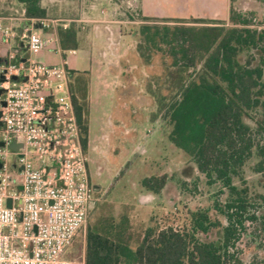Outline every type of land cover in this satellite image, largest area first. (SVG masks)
Returning <instances> with one entry per match:
<instances>
[{
	"label": "trees",
	"instance_id": "obj_1",
	"mask_svg": "<svg viewBox=\"0 0 264 264\" xmlns=\"http://www.w3.org/2000/svg\"><path fill=\"white\" fill-rule=\"evenodd\" d=\"M19 1L25 4L26 17H46L39 0ZM230 1L227 22L142 17L136 45L145 65L157 53L165 66L162 85L150 93L170 126L168 140L187 155L207 184H218L216 195L225 197L212 198L209 206L189 211L188 227L182 229L149 225L136 232L125 214L99 216L86 224L83 264H243L240 239L252 238L257 229H263L264 23L254 24L242 6ZM256 1L264 4V0ZM60 38L62 46H73L68 31L60 33ZM165 56L170 63L166 64ZM68 73L85 153L86 79ZM249 163L260 179L247 184L244 169ZM166 183L165 175L140 181L154 195ZM212 230L215 238L208 236ZM67 258L71 260V252Z\"/></svg>",
	"mask_w": 264,
	"mask_h": 264
},
{
	"label": "built area",
	"instance_id": "obj_2",
	"mask_svg": "<svg viewBox=\"0 0 264 264\" xmlns=\"http://www.w3.org/2000/svg\"><path fill=\"white\" fill-rule=\"evenodd\" d=\"M3 36L8 41L13 32L4 29ZM27 40L30 54L51 42L37 33ZM0 75V142L5 144L0 147V264H75L67 254L75 238L85 234L94 188L79 142L68 70L65 64L26 59L0 62ZM12 141L23 148L12 151ZM11 154L17 163H11Z\"/></svg>",
	"mask_w": 264,
	"mask_h": 264
},
{
	"label": "rangeland",
	"instance_id": "obj_3",
	"mask_svg": "<svg viewBox=\"0 0 264 264\" xmlns=\"http://www.w3.org/2000/svg\"><path fill=\"white\" fill-rule=\"evenodd\" d=\"M116 1L124 5L126 18L132 15L138 17L135 15L134 7L131 6L132 0ZM168 1L163 11L169 19L208 18L212 17L215 12L219 14V19L225 18V1L223 0ZM128 2L129 7L125 8ZM242 10L254 24L264 23L263 3L257 1L256 5H246ZM154 19L160 20L161 18L156 16ZM157 24L163 25L164 23L158 21ZM165 24L174 25V23ZM126 29L129 30L130 27L127 25ZM111 42L112 39L109 42L110 46L116 44L115 46L119 47L118 50L109 56L99 55L102 51L99 52L97 56L99 64H102L100 62L102 58L114 61L122 59L125 65L134 62V57L127 53L129 40ZM104 45L106 47L107 44L104 43ZM125 50L127 52L122 55L121 52ZM141 51H144V47ZM49 61L56 63L57 57L49 55ZM165 61L166 64L170 63V59L166 56ZM135 68L131 72L134 76L129 74L128 77L136 78L140 84L138 89H140L141 107L138 112L141 116V126L137 135L133 138L134 140L126 138L124 141L118 135L111 143L103 140L105 137L99 136V139H96L97 143L87 145L84 153L87 158L86 168L89 181L93 186H98L97 190L93 191L94 204L88 214L87 222H92L102 215L118 217L125 214L136 232L143 231L149 225L182 229L188 227L189 211L209 206L212 198L222 200L225 195L217 196L218 184H207L204 175L195 169L187 155L167 138L170 126L158 113L155 97L150 93L151 90H157L163 82L165 66L161 62L160 55L153 53L150 65H145L143 58L140 59V65ZM162 92L166 93L165 90ZM10 161L12 164L17 163V158L11 154ZM250 164L244 169L247 184L260 179V175H255L250 170ZM161 175L167 176V183L159 195L147 191L140 184L144 177ZM179 180L183 181L180 185ZM211 213L213 217L221 219L214 212ZM215 232L212 230L208 236L215 238ZM238 246L244 264H264V226L261 230L257 229L252 238L243 236ZM256 247L259 248V252L255 251ZM83 251L84 234L80 233L69 251L71 260L75 264H82Z\"/></svg>",
	"mask_w": 264,
	"mask_h": 264
},
{
	"label": "crops",
	"instance_id": "obj_4",
	"mask_svg": "<svg viewBox=\"0 0 264 264\" xmlns=\"http://www.w3.org/2000/svg\"><path fill=\"white\" fill-rule=\"evenodd\" d=\"M225 1V18L219 19L218 13L212 17H196L225 21L228 19L230 0ZM168 0H132L138 17H125L122 2L116 0H39L40 8L45 10L44 18H28L25 15V4L19 0H0V62L21 61L28 52V32L37 33L44 38H51L47 48L37 54L28 55L27 59L44 63L48 66L65 64L73 76L82 74L86 79L88 101V142L91 146L99 136L103 140L113 142L116 136L135 138L141 126V107L139 81L128 77L140 65L137 53V30L144 23L142 17L170 20L165 16L163 7ZM256 0H234V6L256 5ZM223 5V6H224ZM129 7L125 6V8ZM41 24V25H40ZM130 29H126V26ZM13 32L8 41L3 30ZM72 35L73 46H62L60 33ZM110 39L115 43L130 41L128 52L134 60L125 65L124 60L102 58L118 50V46H110ZM106 41V42H105ZM109 41V42H108ZM105 44L106 47H105ZM49 55L57 57L56 63L49 61ZM54 64V65H53ZM126 68H123V67ZM128 69V71H127ZM127 71V72H125ZM70 81V78H69ZM1 134V133H0ZM122 142V141H121ZM133 142V141H132ZM102 144V143H100Z\"/></svg>",
	"mask_w": 264,
	"mask_h": 264
},
{
	"label": "water",
	"instance_id": "obj_5",
	"mask_svg": "<svg viewBox=\"0 0 264 264\" xmlns=\"http://www.w3.org/2000/svg\"><path fill=\"white\" fill-rule=\"evenodd\" d=\"M41 25V24H40ZM28 35H30V32H28ZM28 47V46H27ZM28 55H29V51L27 52V54L21 59V61H25L26 59H27V57H28ZM11 79L12 80H18V77L17 76H12L11 77ZM26 80V78H24L22 81H25ZM3 81V78H2V75H0V82H2ZM2 90H0V94H2ZM52 98L51 97H49L48 98V100H51ZM2 105L4 106L5 105V103L4 102H2ZM5 144H4V142H0V147H3ZM8 147H9V149H11L12 151H14V152H17V151H19V149H22L23 148V144L21 143V142H16V141H12L9 145H8ZM57 165V164H56ZM22 168L20 167L19 168V170H21ZM6 206L7 207H11V201L8 199L7 200V203H6Z\"/></svg>",
	"mask_w": 264,
	"mask_h": 264
},
{
	"label": "flooded vegetation",
	"instance_id": "obj_6",
	"mask_svg": "<svg viewBox=\"0 0 264 264\" xmlns=\"http://www.w3.org/2000/svg\"><path fill=\"white\" fill-rule=\"evenodd\" d=\"M88 177H89V176H88ZM92 186H93V185H92ZM97 187H98V186H93L94 190H97ZM252 243H253V241H252ZM253 245H255V244H253ZM255 246H256V245H255ZM255 249H256V250H255L256 252H259V248L256 247ZM243 264H244V262H243Z\"/></svg>",
	"mask_w": 264,
	"mask_h": 264
}]
</instances>
